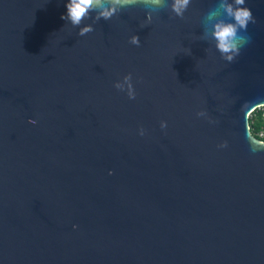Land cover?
<instances>
[{
    "label": "water",
    "instance_id": "95a60500",
    "mask_svg": "<svg viewBox=\"0 0 264 264\" xmlns=\"http://www.w3.org/2000/svg\"><path fill=\"white\" fill-rule=\"evenodd\" d=\"M218 2L73 26L67 0H0V264H264V151L242 112L264 106V0L232 62Z\"/></svg>",
    "mask_w": 264,
    "mask_h": 264
},
{
    "label": "clouds",
    "instance_id": "9594fccd",
    "mask_svg": "<svg viewBox=\"0 0 264 264\" xmlns=\"http://www.w3.org/2000/svg\"><path fill=\"white\" fill-rule=\"evenodd\" d=\"M189 2L190 0H174L173 10L178 15H182L183 9L188 6ZM138 3H143L146 7L156 11L164 7L165 0H107V3L105 0H67V12L62 16V19L70 21L73 26H79L94 11H98L97 20L101 17L107 20L112 18L118 11ZM207 19L209 22L214 21L211 25V36L214 39L216 49L224 60L234 61L240 55L242 49L252 42V37L247 29L250 22L255 23L256 18L246 0H219L218 4L208 12ZM92 31L93 27L89 24L80 29L79 35L84 36ZM130 43L139 46L141 43L139 36H132ZM124 81L127 83L129 99H135L137 93L132 83V74L126 75ZM114 86L119 90H123L125 85L116 82ZM260 107L261 104L256 101L245 102L242 105L245 120ZM30 123L35 124L36 121L31 120ZM165 125L166 122H161L162 128ZM139 133L144 135L145 129L141 127ZM245 138L249 142L250 150L253 153L264 151V131L257 134L251 127H248Z\"/></svg>",
    "mask_w": 264,
    "mask_h": 264
},
{
    "label": "trees",
    "instance_id": "16d2710c",
    "mask_svg": "<svg viewBox=\"0 0 264 264\" xmlns=\"http://www.w3.org/2000/svg\"><path fill=\"white\" fill-rule=\"evenodd\" d=\"M250 126L257 134L259 131H264L263 108L260 107L250 116Z\"/></svg>",
    "mask_w": 264,
    "mask_h": 264
},
{
    "label": "rangeland",
    "instance_id": "374dc122",
    "mask_svg": "<svg viewBox=\"0 0 264 264\" xmlns=\"http://www.w3.org/2000/svg\"><path fill=\"white\" fill-rule=\"evenodd\" d=\"M263 115H264V109H263ZM262 131H259L258 134H260Z\"/></svg>",
    "mask_w": 264,
    "mask_h": 264
},
{
    "label": "built area",
    "instance_id": "2783aa9c",
    "mask_svg": "<svg viewBox=\"0 0 264 264\" xmlns=\"http://www.w3.org/2000/svg\"><path fill=\"white\" fill-rule=\"evenodd\" d=\"M261 108H263V109H264V106H261Z\"/></svg>",
    "mask_w": 264,
    "mask_h": 264
}]
</instances>
